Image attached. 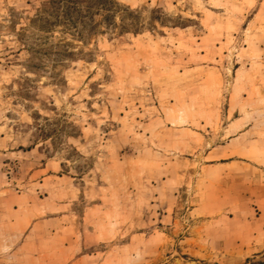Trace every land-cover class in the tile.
<instances>
[{"label":"rangeland","instance_id":"obj_1","mask_svg":"<svg viewBox=\"0 0 264 264\" xmlns=\"http://www.w3.org/2000/svg\"><path fill=\"white\" fill-rule=\"evenodd\" d=\"M50 1L0 0V264H264V0Z\"/></svg>","mask_w":264,"mask_h":264},{"label":"trees","instance_id":"obj_2","mask_svg":"<svg viewBox=\"0 0 264 264\" xmlns=\"http://www.w3.org/2000/svg\"><path fill=\"white\" fill-rule=\"evenodd\" d=\"M77 1L78 0H51L50 4H53L54 6H57L56 10L52 11V14H54V16L57 17V18H65V20H67L70 23L72 22L73 25L75 26L79 22L77 20L79 18H75L74 19L73 18V13L77 12L78 16L81 17L84 14V12H85L82 9V6L79 5ZM102 2H103V0L99 1V3L97 4V10L96 11H99V9H100L99 5ZM110 2L113 3L114 7H117L114 0H110ZM67 3H68V5H67ZM87 7H88V10H90V12H91L92 9H94V4H93L92 0H89V5ZM66 16L69 17L70 19H67Z\"/></svg>","mask_w":264,"mask_h":264}]
</instances>
